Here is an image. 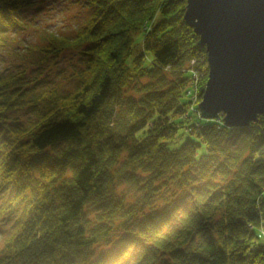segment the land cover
<instances>
[{
    "label": "trees",
    "instance_id": "16d2710c",
    "mask_svg": "<svg viewBox=\"0 0 264 264\" xmlns=\"http://www.w3.org/2000/svg\"><path fill=\"white\" fill-rule=\"evenodd\" d=\"M39 1L0 0V45ZM89 5L76 36L48 32L34 46L46 60L81 50L73 91L31 92L26 70L0 74V196L10 194L4 210L18 213L0 264L92 258L116 220L138 213L125 210L117 188L143 182L139 171L147 173V192L169 181L186 186L190 200L138 223L133 264H264V115L247 127L200 116L209 66L185 22L187 0ZM196 79L194 104L188 91ZM24 108L35 119L10 122ZM184 134L195 139L181 140Z\"/></svg>",
    "mask_w": 264,
    "mask_h": 264
},
{
    "label": "rangeland",
    "instance_id": "374dc122",
    "mask_svg": "<svg viewBox=\"0 0 264 264\" xmlns=\"http://www.w3.org/2000/svg\"><path fill=\"white\" fill-rule=\"evenodd\" d=\"M90 0H40L30 8L23 17V23L9 31L3 44L0 45V74L9 75L20 70H26L31 82V92L56 88L59 92H70L76 87L77 69L84 64L80 49H70L57 58L46 60L42 53L34 49L35 45L45 44L48 32L74 37L78 29L87 24L93 9ZM137 41L142 35L138 34ZM142 83L149 82L142 79ZM129 95L136 96L134 91ZM185 99V98H184ZM19 118L22 124H28L35 119L29 108L14 111L10 114V122ZM13 120H12V119ZM195 139L194 135L184 134L181 140ZM178 144H174L177 146ZM143 180L139 185L121 183L117 188L118 194L125 201V210L133 208L138 213L133 220L118 219L115 230L107 241L98 243L94 248V256L80 264H133L139 247L132 237L137 232L138 223L150 212L163 210L176 204L177 201L188 202L189 189L168 181L160 185L156 182V189L151 192L144 190L147 173L137 172ZM10 199V194L0 196V252L3 250L6 238L14 231L18 220V213L5 211L4 207ZM145 204L144 202H147ZM144 203V205H143ZM89 218L95 220V210L89 212ZM126 248L125 255H117Z\"/></svg>",
    "mask_w": 264,
    "mask_h": 264
},
{
    "label": "water",
    "instance_id": "95a60500",
    "mask_svg": "<svg viewBox=\"0 0 264 264\" xmlns=\"http://www.w3.org/2000/svg\"><path fill=\"white\" fill-rule=\"evenodd\" d=\"M184 19L207 52L200 116L249 126L264 115V0H187Z\"/></svg>",
    "mask_w": 264,
    "mask_h": 264
},
{
    "label": "built area",
    "instance_id": "2783aa9c",
    "mask_svg": "<svg viewBox=\"0 0 264 264\" xmlns=\"http://www.w3.org/2000/svg\"><path fill=\"white\" fill-rule=\"evenodd\" d=\"M192 63H195V61L193 60ZM195 77H198L199 73L198 72H195ZM199 82H198V79H196L194 81V85L192 86V89L189 90V95L192 97V100L194 102V104L196 103V101H198V98H199ZM199 111V109H198ZM260 236L264 237V227L261 228L260 230Z\"/></svg>",
    "mask_w": 264,
    "mask_h": 264
},
{
    "label": "clouds",
    "instance_id": "9594fccd",
    "mask_svg": "<svg viewBox=\"0 0 264 264\" xmlns=\"http://www.w3.org/2000/svg\"><path fill=\"white\" fill-rule=\"evenodd\" d=\"M200 104V103H199ZM198 109H199V105H198Z\"/></svg>",
    "mask_w": 264,
    "mask_h": 264
}]
</instances>
